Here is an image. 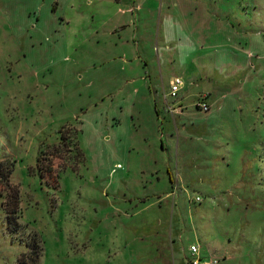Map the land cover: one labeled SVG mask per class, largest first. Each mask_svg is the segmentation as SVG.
Segmentation results:
<instances>
[{"label":"rangeland","instance_id":"obj_1","mask_svg":"<svg viewBox=\"0 0 264 264\" xmlns=\"http://www.w3.org/2000/svg\"><path fill=\"white\" fill-rule=\"evenodd\" d=\"M118 1L0 0V264H264V0Z\"/></svg>","mask_w":264,"mask_h":264},{"label":"trees","instance_id":"obj_2","mask_svg":"<svg viewBox=\"0 0 264 264\" xmlns=\"http://www.w3.org/2000/svg\"><path fill=\"white\" fill-rule=\"evenodd\" d=\"M61 134L59 136L60 143L63 146L69 149L68 142L66 140V132L65 130H60ZM74 148L77 149V156L80 157L81 150L77 145V141L74 143ZM39 159V158H38ZM62 164V163H61ZM60 166V165H59ZM14 163L12 160L8 158L0 159V206L3 208L5 212L6 219V228L13 234L18 233L22 230L23 225L19 221L20 216V194L19 187L12 183L11 174L13 171ZM45 167V168H44ZM43 168L39 164L37 168L40 172V175L46 174V171H49L52 175V180L55 181L54 177V169L52 168V164L49 163L45 165ZM47 168V169H46ZM53 171V172H52ZM52 172V173H51ZM26 244V250L21 252L16 261L13 264H41V255L43 252V244L42 239L39 234L35 231L27 232L24 237H21Z\"/></svg>","mask_w":264,"mask_h":264},{"label":"crops","instance_id":"obj_3","mask_svg":"<svg viewBox=\"0 0 264 264\" xmlns=\"http://www.w3.org/2000/svg\"><path fill=\"white\" fill-rule=\"evenodd\" d=\"M118 1V0H117ZM119 2V1H118ZM105 5V7H107L108 5H109V2H107L106 4H104ZM138 7H135V5L134 4H132L130 7H128V8H126V10H123V9H120V8H117V12H121V13H123V14H125L127 11H133V12H135V9H137ZM106 9V8H105ZM115 14V11H114V13H113V15ZM113 15H111V16H113ZM107 19H109V18H105L104 20H107ZM118 23H119V20L116 22V24L114 25V29L112 30H108V33L110 34H112V33H114L115 32V30H117V27H118ZM119 26H121V25H119ZM121 27H124L125 28V26H121ZM125 30V29H124ZM97 31V30H96ZM117 34H118V37H117V40H120V42H121V44H120V46L121 47H124L125 45H126V35L124 34V33H119V31L117 30ZM115 43H118V42H115ZM171 80V79H170ZM183 86H184V83H183V85H182V87L180 88V89H182L183 88ZM165 110L167 111V112H170L171 114H182L183 113V105L181 104V103H178L177 105H175V104H173V105H170V104H166V107H165ZM156 112L158 113L159 112V110L158 109H156ZM159 114V113H158ZM160 144H161V146L162 147H165V148H169L170 147V145H171V142H168V143H166V145H164L165 143H163V141H161L160 142ZM177 153V152H176ZM168 175H169V177L171 178V181L173 180V181H175L176 182V179L174 178V175L172 174V172L169 170L168 171ZM174 187H176V185H174ZM174 193V190H173V188L170 190V191H168V192H166V196H169L170 194H173ZM189 250H190V245H189ZM199 251H200V248H199ZM191 252V251H190ZM200 254V253H199Z\"/></svg>","mask_w":264,"mask_h":264},{"label":"built area","instance_id":"obj_4","mask_svg":"<svg viewBox=\"0 0 264 264\" xmlns=\"http://www.w3.org/2000/svg\"><path fill=\"white\" fill-rule=\"evenodd\" d=\"M183 82L180 79H171L170 80V94L171 95H176L180 88L182 87ZM206 95L200 96L199 100L197 101L196 105L203 109V110H208L209 109V104L205 100ZM196 199H200L199 196H196ZM190 251L192 257L189 258V263L190 264H215L217 263V259L215 258H202L199 255V245L197 243H191L190 244Z\"/></svg>","mask_w":264,"mask_h":264}]
</instances>
